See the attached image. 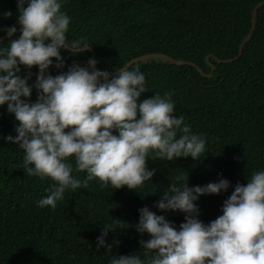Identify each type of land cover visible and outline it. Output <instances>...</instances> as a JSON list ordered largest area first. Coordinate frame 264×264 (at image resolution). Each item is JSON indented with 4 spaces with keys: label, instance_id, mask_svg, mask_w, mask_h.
Segmentation results:
<instances>
[{
    "label": "trees",
    "instance_id": "trees-1",
    "mask_svg": "<svg viewBox=\"0 0 264 264\" xmlns=\"http://www.w3.org/2000/svg\"><path fill=\"white\" fill-rule=\"evenodd\" d=\"M261 0H66L62 11L71 17L68 39H82L95 51V67L116 71L128 60L147 53H165L177 60L195 63L210 73L205 77L193 66L170 65L160 60L137 62L145 74L148 91L161 96L174 90V114L184 117L195 134L206 138V152L198 158L181 156L174 161L150 158L155 169L144 187L118 189L102 186L98 179L75 191L67 189L57 207H39L37 202L50 194L56 182L27 176L22 166L24 150L5 141L15 136L18 121L7 105L0 106V264H109L112 255L138 254L144 259L140 241L148 233L137 232L138 209L147 206L164 215L179 229L185 221L180 210H160L156 202L176 177L187 175V185L204 186L225 178L227 190L201 194L195 203L205 224L222 214L223 202L237 183L246 185L253 171L264 170V5L241 56L229 63L216 58L236 56L238 46L250 29L251 11ZM26 6V5H25ZM12 15L5 18L4 13ZM17 0H0V36L17 23ZM0 42L7 45L9 39ZM64 65H50L47 74L66 72L72 64L87 65L90 51L61 49ZM38 66L20 65L22 78L31 73L28 102H35L34 87ZM110 79V78H109ZM68 129H65L67 131ZM113 134H117L114 130ZM75 169L74 159L71 161ZM83 179L85 172H73ZM119 219L128 227L109 232L114 243L110 253L96 249V238L105 223Z\"/></svg>",
    "mask_w": 264,
    "mask_h": 264
},
{
    "label": "clouds",
    "instance_id": "clouds-1",
    "mask_svg": "<svg viewBox=\"0 0 264 264\" xmlns=\"http://www.w3.org/2000/svg\"><path fill=\"white\" fill-rule=\"evenodd\" d=\"M65 2L17 0L20 35L0 45V106L6 104L19 122L17 134L4 139L24 150L27 176L56 182L50 194L37 202L51 209L64 199L67 189L87 187L93 179L113 189L144 187L155 172L147 167L150 158L195 159L206 152L205 136L193 133L184 117L174 114V90L139 100L149 89L138 66L125 64L109 79L110 73L97 69V61L89 58L86 66L74 63L66 72L47 74L52 58L55 67H63L61 49L71 48L75 55L88 44L68 39L71 17L61 10ZM3 15L7 18L12 12ZM16 30L15 25L3 29L10 38ZM20 65L38 66L35 102L21 98L30 97L33 86L27 83L31 73L18 75ZM74 171L86 175L79 179ZM176 181L163 190L156 207L185 213L179 229L164 215L141 207L135 228L150 237L140 241L144 259L137 253L112 255L109 264H264V170L253 171L246 185L237 183L223 202L222 214L207 224L199 219L195 201L201 194L227 190L230 182L221 178L189 187L186 174ZM126 227V222L115 218L105 223L96 249L110 253L119 241L108 243L109 232Z\"/></svg>",
    "mask_w": 264,
    "mask_h": 264
},
{
    "label": "water",
    "instance_id": "water-1",
    "mask_svg": "<svg viewBox=\"0 0 264 264\" xmlns=\"http://www.w3.org/2000/svg\"><path fill=\"white\" fill-rule=\"evenodd\" d=\"M263 5H264V0L259 1L258 3H256L254 5V7H253V9L251 11L250 29H249L248 33L241 40V42H240V44L238 46V52H237L236 56H234L232 58H225V59L216 58L217 63H229V62H232L234 60H237L241 56L245 44L250 40V38H251V36L253 34V31L255 29L256 22H257L258 10ZM16 29L17 30H16V32L14 34L20 33V27H17ZM7 38H9V37L6 35V33H4L3 35L0 36V42L6 40ZM81 47H82V51H90V58H94L95 59V55H96L95 51L88 44L82 45ZM65 50H69V51L73 52V50L71 48H67ZM79 52H81V51H79ZM148 60H160V61H162L165 64L177 65V66L190 65V66L195 67L200 72V74L202 76H205V77H210L211 74H212V71L215 70V68H216V66L212 65L209 62L208 56L206 57V61L211 66V70H210V73L207 74V73H205L203 71V69L201 67H199L198 65H196L195 63H193L191 61L177 60V59H174L173 57H171V56H169V55H167L165 53H157V52L156 53H147V54H143V55L134 57V58L128 60L127 62H125V64L131 66L134 63L146 62ZM117 74H118L117 70L114 71V72H111L110 75H109V78H111L112 76L117 75ZM100 79L102 80L103 78H100Z\"/></svg>",
    "mask_w": 264,
    "mask_h": 264
}]
</instances>
